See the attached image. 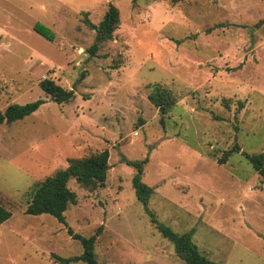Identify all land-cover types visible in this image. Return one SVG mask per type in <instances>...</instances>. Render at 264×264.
<instances>
[{
    "label": "rangeland",
    "instance_id": "obj_1",
    "mask_svg": "<svg viewBox=\"0 0 264 264\" xmlns=\"http://www.w3.org/2000/svg\"><path fill=\"white\" fill-rule=\"evenodd\" d=\"M108 4L120 14L112 39L88 49ZM264 0H0V111L44 103L0 125V264H58L83 253L69 233L90 237L98 264H184L156 230L122 158H148L147 209L217 264H264V180L241 153L264 154ZM40 25L53 34L41 36ZM74 97L57 104L39 83ZM165 89L164 116L148 100ZM226 104V105H225ZM240 152L217 159L234 145ZM107 150L103 187L69 188L77 203L62 224L24 214L35 184ZM69 264H85L79 260Z\"/></svg>",
    "mask_w": 264,
    "mask_h": 264
},
{
    "label": "trees",
    "instance_id": "obj_2",
    "mask_svg": "<svg viewBox=\"0 0 264 264\" xmlns=\"http://www.w3.org/2000/svg\"><path fill=\"white\" fill-rule=\"evenodd\" d=\"M87 16V13L83 14L82 22L95 31L94 41L88 49V53L90 56H95L100 46L112 39L120 23V14L114 5L108 4L107 10L97 25H92ZM35 30L47 40L51 41L53 39V34L46 28L36 25ZM39 88L57 104L67 103L74 97L72 90H65L50 79L40 81ZM148 100L159 111L160 122L163 124L164 116L176 103L175 98L165 89H156L150 92ZM43 103L44 101L39 99L24 105H8L3 111H0V125H10L24 119L34 113ZM238 152H240V148L235 144L232 148L224 151L223 157L216 161L219 165H223ZM241 154L252 169L264 180V154ZM108 160L109 152L107 150L80 159L68 160L65 168L56 171L53 175L47 176L35 184L24 209V214L31 216L50 215L57 219L58 222L65 224L63 213L70 206H74L77 203L76 194L68 186L69 181L74 180L80 188L89 191L103 187L110 169ZM122 162L134 169L135 172L131 183L135 197L144 206L156 230L162 237L173 244L176 256L184 264H217L208 259L198 249L192 240V231L177 234L170 227L159 223L147 209V204L153 193V188L143 182L144 166L147 164L148 158L146 157L139 161H130L122 158ZM11 215V211L7 209L5 204L0 202V225L6 222ZM100 231L101 227L90 237H82L68 229L69 235L81 244L83 253L78 257L69 259L52 255V259L58 264H69L79 260L85 264H98L94 253V243Z\"/></svg>",
    "mask_w": 264,
    "mask_h": 264
}]
</instances>
